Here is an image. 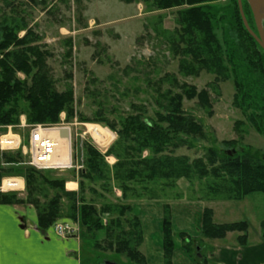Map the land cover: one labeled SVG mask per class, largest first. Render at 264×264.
<instances>
[{
    "label": "rangeland",
    "instance_id": "1",
    "mask_svg": "<svg viewBox=\"0 0 264 264\" xmlns=\"http://www.w3.org/2000/svg\"><path fill=\"white\" fill-rule=\"evenodd\" d=\"M229 3L230 0H216L214 5L225 6ZM178 9L153 10L145 3L126 4L122 0H0V27L4 22L18 27L25 24V29L18 30V38H23L30 29L32 37L38 38L31 46H38L41 51L49 53L46 64L56 90L63 92L70 86L73 92L71 117L61 112L58 121L71 129L70 165L54 170L35 169L40 175L38 190L29 197L25 177L19 173L20 168L29 167L28 156L20 150L0 151L1 155L10 156L19 153L20 158L12 164H0L1 168L14 169L11 173L0 174V186L3 180L9 178L23 182L22 190L0 192V195L22 200L25 203L11 206L31 207L36 215L37 205L46 206L52 199L60 198L59 218L47 230H37L54 234L53 226L56 223L66 225L71 232L62 237L56 236L62 240L73 238L81 243V264H103L107 261L132 264L124 256L116 255L115 248L109 245L117 235L129 230L127 223L131 216H136L133 203L138 202L162 204V216L163 206H169L174 201L189 202L190 205L201 203V220L204 211L208 210L215 226L246 221L249 225L247 245L262 240L264 197L255 193L240 200L228 199L225 194L216 191V181L212 176L203 179L193 176L189 180L176 181L159 179L149 185L152 193L143 194L141 199L136 200L130 195L122 199L117 187L116 159L113 157L115 162L110 168L106 157L112 178L109 185L111 192L103 191L102 186H107L103 181L84 182L83 192H79L85 145L104 154L117 137L109 124L117 125L121 118L138 112V109L145 118L154 119L159 111L156 103L158 91L172 88L175 93H181L170 81L160 82L165 75L175 76L179 85H186L187 96L183 97L182 110L201 126L203 137L191 138L196 140L192 148L167 150L163 155L185 157L189 163L198 159L208 163V149L225 153L232 147L234 150L241 147L264 155V137L253 130L242 112L233 105L234 85L231 79L216 81L215 75L206 71L191 77L179 73L181 56L172 55L167 40L169 34L178 29ZM247 18L251 19L248 14ZM18 78L25 80L21 73ZM20 117L25 120V125L31 126L24 115ZM20 119L16 125L0 126V135L7 133L8 127H11V132L18 135L23 144L26 143L29 128L21 127ZM112 134L114 138L111 143L104 150L99 148L109 142ZM148 156V151L142 152L143 158ZM215 165H219L218 160ZM43 179L62 181L65 193L74 194L76 200L82 195L97 211L106 205H129L131 214L121 219V225L110 226L108 232L105 231L108 223L115 224L118 218L112 212L103 214L100 217L102 229L86 233L78 215L73 219L68 217V197L59 188L42 182ZM67 182L76 183L77 187L74 184V188L66 189ZM30 198L34 199L35 205L28 203ZM240 235L229 232L222 239H207L201 236L200 229L198 237H190L200 240L195 245L198 244L206 256L214 244L240 247L237 243Z\"/></svg>",
    "mask_w": 264,
    "mask_h": 264
},
{
    "label": "trees",
    "instance_id": "2",
    "mask_svg": "<svg viewBox=\"0 0 264 264\" xmlns=\"http://www.w3.org/2000/svg\"><path fill=\"white\" fill-rule=\"evenodd\" d=\"M122 1L126 4L145 3L153 10L179 8L176 13L178 29L167 38L172 55L181 56L179 73L191 77L206 71L214 74L216 81L231 79L234 85L233 105L242 112L253 130L264 137V52L246 31L237 0H230L225 6L214 5L216 0ZM242 7L248 25L255 33L254 19L245 0H242ZM25 28V24L18 27L5 22L0 27V126L16 125L22 115L31 125H54L58 123L61 112H66L69 118L72 115V88L68 86L63 92L56 90L46 64L49 53L41 51L38 46H31L38 38L32 37L30 29L23 38H18V30ZM19 73L25 76L24 81L18 78ZM165 81H170L181 93H175L172 88L158 91L156 103L159 111L155 113L154 119L145 118L138 109V112L121 118L117 125L109 124L117 137L104 154L91 146H84V168L80 172L79 192H83L84 182L96 181L107 183V186H102L103 191L111 192L109 185L112 178L105 161L106 157L111 156L116 159L117 187L122 199H127L128 195L136 200L141 199L143 194L152 193L148 189L149 185L159 179L189 180L193 176L200 179L212 176L216 181V191L225 194L228 199L240 200L255 193L264 197V155L255 151L240 147L235 149V154L228 156L221 150L208 149V163L202 159L189 163L185 157L163 155L167 150L192 148L196 140L191 138L203 137L201 126L182 110L183 97L187 96L186 85H179L172 75L160 79L161 83ZM113 138L112 134L109 142L99 148L104 150ZM145 150L149 156L143 158L142 152ZM231 150H234L233 147ZM19 159V153L14 156L0 154V164H12ZM216 160L219 165H215ZM13 170L0 167V174ZM34 170L32 167L19 169V173L25 177L29 197L38 190L40 175ZM42 182L59 188L68 197V217L73 219L78 215L86 233L102 229L100 217L103 214L112 212L118 218L115 224L108 223L106 232L110 226L121 225V219L131 214L129 205H106L97 211L82 195L76 200L74 194L65 193L62 181L43 179ZM67 188H74V183H68ZM59 201L60 198H54L46 206H35L39 230H47L59 218ZM0 203L12 205L25 202L14 196L0 195ZM28 203L35 205L31 198ZM127 225L129 230L117 235L109 246L115 248L116 255L124 256L132 264H146L139 250L143 243L141 223L136 216H131ZM248 227L246 221L215 226L211 212L205 210L201 236L222 239L229 232H238L241 235L237 237V243L245 247ZM161 228L163 264H172V255L177 248H182L196 264H208L201 247L195 245L200 240L175 232L168 205L163 206ZM261 228V238L264 240V221Z\"/></svg>",
    "mask_w": 264,
    "mask_h": 264
},
{
    "label": "crops",
    "instance_id": "3",
    "mask_svg": "<svg viewBox=\"0 0 264 264\" xmlns=\"http://www.w3.org/2000/svg\"><path fill=\"white\" fill-rule=\"evenodd\" d=\"M106 161L111 168L115 159L107 157ZM68 183L72 182L65 183L66 189ZM161 205L155 202L133 203V211L142 226L143 243L139 250L146 264H163ZM202 206L201 203L190 205L182 201L170 203L175 232L198 237ZM36 220L31 207L0 204V264H81L79 241L73 238L62 240L50 231L43 233L37 230ZM205 257L208 264H264V240L245 247L214 244ZM172 264L196 263L182 248H177L172 255Z\"/></svg>",
    "mask_w": 264,
    "mask_h": 264
},
{
    "label": "built area",
    "instance_id": "4",
    "mask_svg": "<svg viewBox=\"0 0 264 264\" xmlns=\"http://www.w3.org/2000/svg\"><path fill=\"white\" fill-rule=\"evenodd\" d=\"M21 120V127H28V137L26 143H22L20 137L11 132V127H8V132L0 135V151H18L28 156L27 165L37 170L57 169L63 166L54 164L55 151L58 146L60 131L66 129L71 134V129L63 123H58L52 126L45 125H25V120ZM56 134V137L51 135V132ZM4 181L6 185H4ZM17 179L9 178L2 181L0 192H16L23 188L16 183ZM55 235L62 237L71 232L63 223H56L53 226Z\"/></svg>",
    "mask_w": 264,
    "mask_h": 264
},
{
    "label": "water",
    "instance_id": "5",
    "mask_svg": "<svg viewBox=\"0 0 264 264\" xmlns=\"http://www.w3.org/2000/svg\"><path fill=\"white\" fill-rule=\"evenodd\" d=\"M38 1H42V0H38ZM245 1L250 7V10H251V13L254 19V24L256 27V32L254 33L248 25V22L243 12L242 0H237V6H238V10H239L242 23L246 31L249 33V35L255 40V42L259 45L261 50H263L264 52V17H262L261 15L257 13V9L259 8V6L264 7V0H245ZM60 136L62 138H68L67 130H62L60 132ZM235 153H236V150H230V151L225 152V154L228 156H231ZM103 264H113V263L104 262Z\"/></svg>",
    "mask_w": 264,
    "mask_h": 264
},
{
    "label": "bare ground",
    "instance_id": "6",
    "mask_svg": "<svg viewBox=\"0 0 264 264\" xmlns=\"http://www.w3.org/2000/svg\"><path fill=\"white\" fill-rule=\"evenodd\" d=\"M257 13L262 17H264V7L259 6V8L257 9ZM86 134H88L87 131ZM51 135L56 137V134L53 131L51 132ZM69 156H70V146L68 139H59L58 146L55 151V157L53 160L54 164L58 166L68 165L70 163ZM6 182L7 181H4V185H6ZM16 183L19 187H22V181L20 179H17Z\"/></svg>",
    "mask_w": 264,
    "mask_h": 264
}]
</instances>
